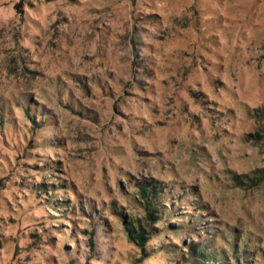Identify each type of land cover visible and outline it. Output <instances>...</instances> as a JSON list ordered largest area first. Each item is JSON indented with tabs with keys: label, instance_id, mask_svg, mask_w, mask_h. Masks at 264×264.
I'll list each match as a JSON object with an SVG mask.
<instances>
[{
	"label": "rangeland",
	"instance_id": "1",
	"mask_svg": "<svg viewBox=\"0 0 264 264\" xmlns=\"http://www.w3.org/2000/svg\"><path fill=\"white\" fill-rule=\"evenodd\" d=\"M199 250L264 264V0H0V264Z\"/></svg>",
	"mask_w": 264,
	"mask_h": 264
},
{
	"label": "trees",
	"instance_id": "2",
	"mask_svg": "<svg viewBox=\"0 0 264 264\" xmlns=\"http://www.w3.org/2000/svg\"><path fill=\"white\" fill-rule=\"evenodd\" d=\"M148 195H149V193L147 191H145V189H144L142 197L144 199L145 204L150 205V198L148 197ZM150 207H151V205H150ZM147 211H148V213H147L148 217L153 219L154 215H153V213H151L149 208L147 209ZM126 230H127L128 235H129V238L133 241H138L141 245H144L145 242L147 241V238H149L148 237L149 236L148 231H146L142 227H137V228L127 227ZM206 254H207L206 251H200V250L195 253V255L199 259V261L202 262L200 264H210L206 259L207 258ZM195 264H199V263L195 262ZM217 264H219V263H217Z\"/></svg>",
	"mask_w": 264,
	"mask_h": 264
}]
</instances>
